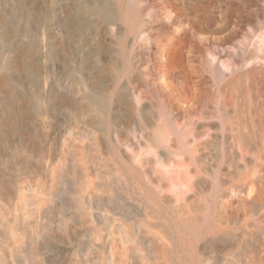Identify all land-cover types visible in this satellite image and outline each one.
<instances>
[{
	"label": "rangeland",
	"instance_id": "1",
	"mask_svg": "<svg viewBox=\"0 0 264 264\" xmlns=\"http://www.w3.org/2000/svg\"><path fill=\"white\" fill-rule=\"evenodd\" d=\"M132 2L0 0V264H264V0Z\"/></svg>",
	"mask_w": 264,
	"mask_h": 264
},
{
	"label": "bare ground",
	"instance_id": "2",
	"mask_svg": "<svg viewBox=\"0 0 264 264\" xmlns=\"http://www.w3.org/2000/svg\"><path fill=\"white\" fill-rule=\"evenodd\" d=\"M136 4H137V0H133V2H132V8H133V12H134V9L136 8ZM260 42H262V43H264V37H260ZM255 49V48H254ZM257 52H255V53H258V51H260L261 50V47H259V46H256V49H255ZM254 53V54H255ZM222 61V60H221ZM212 73V72H211ZM219 74V73H218ZM218 75H216V77H217ZM222 77V74H219V76H218V79H219V77ZM214 79V78H213ZM224 79V78H223ZM220 80V79H219ZM216 94V93H215ZM263 96V95H262ZM236 97V96H235ZM229 106V105H228ZM216 107V106H215ZM243 113V112H242ZM262 113H264V112H262ZM244 116V115H243ZM230 122V121H229ZM229 124V123H228ZM243 127V126H242ZM241 130V129H240ZM210 131L211 132H209L211 135L209 136V133H208V137L213 141L216 137H218L219 135L217 134V131H216V125L215 124H211L210 125ZM246 131V130H245ZM231 134H232V137L234 138V140H235V142H236V144L243 150V155H244V152H246V147L244 146V144L241 142V140L239 139V133L237 132V129L235 128V126L234 127H232V129H231ZM247 132V131H246ZM263 132V131H262ZM264 133V132H263ZM208 139V138H207ZM262 140H264V138L262 139ZM198 141V140H197ZM212 141L210 142V141H207V142H205V141H200L199 140V142H197V145H196V147H194V150H195V153L196 154H198V155H200L201 157H203V158H205L206 160H210L211 161V159H210V151H209V146L211 145V143H212ZM250 142V141H249ZM241 150V151H242ZM247 152H249V153H252L250 150L249 151H247ZM255 156V161H254V163H253V165H252V167L251 168H249L248 166V168L241 174V175H239V176H235V177H233V181L231 182V186H230V188L228 187L227 189H228V196L227 197H229L230 198V200H231V198L233 197L232 195H231V193L229 194V192H232L233 194H234V192H237V190L239 189V186H240V184L242 185V183H240L239 185H238V181H241V182H248L247 184H252V185H255L258 189H259V192H256V193H258L259 194V196L260 195H263V193H264V175H262L263 173H264V160H263V162L261 161V157H259L257 154H255V153H253ZM248 155V154H247ZM252 158H253V156H252ZM210 161H209V163H210ZM243 161V160H242ZM214 163V162H213ZM212 163V164H213ZM243 163H244V161H243ZM211 164V169H213L214 170V166ZM247 165H248V163H247ZM233 166V165H232ZM233 168V167H232ZM215 171V170H214ZM231 171H233L232 169H231ZM242 172V171H241ZM245 186H248V185H246V183L244 184ZM244 186V187H245ZM243 187V186H242ZM222 188V187H221ZM248 188V187H247ZM223 189V188H222ZM257 190V189H256ZM241 191V190H240ZM258 191V190H257ZM237 194H239V193H237ZM242 194H244V193H242ZM236 194H234V196H235ZM255 195V194H254ZM240 197L242 196L241 194L239 195ZM237 197V196H236ZM255 196H253V198H254ZM247 194H246V200L245 199H242V203L241 204H243V206H242V208H246V207H249L250 205H251V202L249 203V202H247ZM261 196H260V200H261ZM222 199V198H221ZM234 199V197L232 198V200ZM223 200V199H222ZM234 200H236V199H234ZM252 200V199H251ZM229 201V200H228ZM237 201V200H236ZM248 201H249V199H248ZM256 200L255 199H253V202H255ZM230 203H231V201H230ZM247 203H249V204H247ZM227 204V203H226ZM241 204H240V206H241ZM228 205H230V204H228ZM235 206V205H234ZM252 207H253V209L254 210H259V209H261L262 208V205L260 204V202L258 203L257 201L255 202V204L253 205H251ZM250 206V207H251ZM236 208H237V205L235 206ZM247 209V208H246ZM250 210V209H249ZM251 210H252V208H251ZM260 211V210H259ZM252 212V211H251ZM250 215H251V213H250ZM236 216V215H235ZM243 218V217H242ZM231 220H233V219H231ZM248 220V219H247Z\"/></svg>",
	"mask_w": 264,
	"mask_h": 264
}]
</instances>
